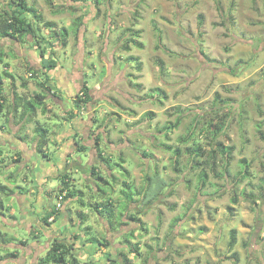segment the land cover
Here are the masks:
<instances>
[{"label":"rangeland","instance_id":"1","mask_svg":"<svg viewBox=\"0 0 264 264\" xmlns=\"http://www.w3.org/2000/svg\"><path fill=\"white\" fill-rule=\"evenodd\" d=\"M8 1L12 0H0V12L9 9ZM26 4L41 15L44 23L37 34L50 47L41 43L46 49L42 59L41 47H34L37 38L28 37L24 44L0 39L7 71L14 76L12 87L10 80L4 81V112L13 94L28 99L40 91L34 82L38 77L31 78L28 67L40 70L41 59L56 61L52 74L73 72L78 84L64 93L49 73V85L55 84L60 99L49 95L45 112L37 111L33 121L21 122L22 108L13 114L19 124L0 116V183L7 187L6 195H0L4 207L0 264L38 262L54 240L71 245L80 264H264V0H26ZM24 16L34 20L31 12ZM83 75L92 101L68 121ZM221 118L227 124L217 141L233 147L230 174H224V160L216 151L215 174L221 176L207 170V182L199 187L201 167L193 166L196 161L191 162L186 151L191 142L180 139L191 131L195 119L200 124L195 139L206 151L214 149L209 136L198 132ZM38 125L48 132L42 151H48L50 161L36 153ZM96 136L106 159L122 161L113 179L96 161ZM80 144L86 152H78ZM176 150L181 151L178 172L172 169ZM58 151H68L64 170ZM33 155L49 167L35 164L32 171ZM243 160L249 176L240 180ZM51 163L58 172L53 173ZM95 164L109 186H100L87 173ZM124 169L129 175L122 174ZM62 172L72 179L71 189L74 184L78 190L72 199L56 197L60 180L53 176ZM45 174L40 183L37 177ZM156 174L167 188L150 206H142L141 196L135 194L146 176ZM107 196L116 202L114 230L107 215L100 218L89 210L95 202L105 204ZM48 201L59 211L49 225L42 220ZM81 211L92 234L106 239L107 245L84 244L77 226ZM134 212L140 213L144 231L129 220ZM32 213L39 215L33 223ZM121 220L126 224L119 226ZM232 231L236 244L229 249Z\"/></svg>","mask_w":264,"mask_h":264},{"label":"trees","instance_id":"2","mask_svg":"<svg viewBox=\"0 0 264 264\" xmlns=\"http://www.w3.org/2000/svg\"><path fill=\"white\" fill-rule=\"evenodd\" d=\"M74 1H79V0H74ZM82 1V0H80ZM7 2V1H6ZM8 10L5 9L2 12H0V39L3 38H9L11 40L17 41L20 44H24L27 41L28 37H31L32 40L34 41L33 38H37L36 40V45L41 50V55L43 56L42 59L44 58V55L46 53V49H42L41 43L44 42V45H48L50 42L45 41L43 39V36L38 35L37 32L40 30L39 25L41 23H44L42 21L41 15H39L37 12H35L34 8L29 9L28 5L26 4V0H12L8 1ZM32 13V17L34 20L30 19L27 20V16H24L25 13ZM36 13V15H35ZM80 25V23H79ZM46 26L52 27L53 24H46ZM63 36H66V34ZM41 40V41H40ZM40 41V42H39ZM48 42V43H47ZM65 44V42H63ZM50 47V44H49ZM129 47L126 46L125 50H128ZM52 53V52H51ZM5 55L3 52L0 51V116H2L4 119L9 121L11 118H14V113H17L19 108H22V112L20 114V120L21 122L23 120H28V121H33V119L36 117L37 111H41L42 113L45 112L47 106L45 103L46 98L50 95L53 98H59L58 96V91H56L54 88H57L55 84L52 86L49 85L51 83V77L49 76V73L51 71H54L57 68L56 61L53 60L52 58H46L47 62L43 61L42 59L39 61L40 62V70H35L31 67H28V72L30 73V77L35 79L36 76L38 77L37 80H35V85L37 88L40 90L38 93L34 94L32 97L25 99L23 97H20L16 94H13L12 99L10 101V104L6 107L8 108V112L5 113V101H6V95L4 93V81L7 79L10 80L9 83L11 82V87L12 83L14 81V76L12 73L7 71V63L4 62ZM1 65H3V68H1ZM4 69V70H3ZM51 78V79H50ZM54 83L58 86L57 82L52 79ZM26 82V81H25ZM26 83H23V86H25ZM14 89V88H12ZM60 91H62L60 89ZM64 92V91H62ZM60 94V93H59ZM92 101V98L89 94V88L86 85V80L84 76V81H81L79 90L75 94L74 98H72V110L67 112V120H72L74 117H76L77 114H81L85 109H86V104ZM76 111H74L75 109ZM6 115V117H5ZM151 115V114H149ZM15 124H19V121H14ZM71 122V121H70ZM179 119L176 120V123L173 126H178L179 124ZM226 122L221 118L220 121H217L215 123L213 122H208L205 126H202L201 129L199 130L198 133L200 135H205V138L207 139L209 136V140L211 142L215 143L214 149H209L206 151V149L202 146L201 143L198 142V140L195 139V133L197 131L198 126L200 125L197 120L194 119L193 121V126L191 127V131L188 132L186 136H183L180 140L184 144H188L191 142V147H187L186 151L188 152L189 155H191V162L196 161V164L193 166H200L201 167V173L199 174L198 182H199V187L204 186V184L207 182L208 179V171L213 173V175L220 177L221 175L215 174V168H214V160H215V155L216 151L217 153L219 152V155L221 158L224 160V174L229 176L230 170H229V165L231 162V155L233 152V147H227L224 146L221 142L217 141V138L219 135L223 133V131L226 128ZM1 128V127H0ZM164 130H169L170 127H163ZM34 132L36 134V141L38 144V148L36 153H40L43 158L46 160L50 161V157L48 156L47 151H42L43 149H46L47 144H48V138L47 134L48 132L42 127V126H36L34 129ZM93 132V131H92ZM96 141V157L99 161V163L106 168L109 171V176L112 177L114 176L115 169L116 167H121L123 166L122 161L121 163H113L112 161L110 162L109 159H106L104 156L103 151H101V148L98 145V141H100V137L96 136L94 137ZM98 145V146H97ZM87 148L83 144L78 145V152H86ZM180 152L179 150L174 151L175 154V161L172 166V169L175 172H178V158L180 157ZM16 160L19 158L20 152H16ZM0 156H1V151H0ZM143 157H147V153L142 152ZM198 160V161H197ZM119 163V164H118ZM242 164V170L240 171V180L245 179L248 177V170H247V165L246 161L243 160L241 162ZM81 169V166L79 167ZM121 169V168H120ZM87 170V169H86ZM208 170V171H207ZM88 174L93 176V179L95 182H100V186H109V181L108 179L104 180L103 176L99 173L98 166H92L88 169ZM122 174H127V170H123ZM63 178V179H62ZM60 180V184L57 189V194L56 197L60 200H67V199H72L76 196L77 191L75 188V185L73 184L74 188L71 189V181L67 176V173L65 175H58L57 180ZM145 185L141 187V190H139L135 195L141 196L140 202L142 206H150L153 202H155L157 199L162 196L167 188V185L165 184V181L159 176H146L145 177ZM126 185V184H125ZM129 187V185H126ZM17 190H21V186L16 187ZM103 189V188H101ZM98 191V190H97ZM7 192V187L4 185H1L0 183V195H6ZM20 194H22L19 191ZM250 198L252 197L249 195ZM106 201L105 204L103 203H94L90 204V212L95 213L98 217H103L105 215L108 216V224L111 226V229L114 230L115 226H118L115 224L116 221V214H114V209H115V201L111 196L105 197ZM77 202L80 207L84 206V202H82L80 199ZM130 201H133V196H131ZM128 201V202H130ZM233 203L235 204V200H233ZM126 207V206H125ZM0 209H4L3 205L0 203ZM58 209L56 206L53 208L51 207V212L45 216L42 220L45 224L49 225L48 220L51 217H55L58 214ZM105 214V215H104ZM139 212H134L133 215H128V218L130 221L133 223L137 224V227L139 230H143L144 228L140 224V219ZM3 216V214L1 215ZM78 216V223L77 226L79 229L82 231V235L84 237V244L92 245V244H99L100 246H105L108 244L106 239H103L100 241L97 239L90 226H87L88 222V217L86 214H84L82 211L77 213ZM121 225H125L126 223H123L122 220L119 223ZM0 233V237H1ZM76 237V236H75ZM236 239H235V232H231L230 236V241H229V249H232L234 245L236 244ZM20 244L23 246H26V242L20 241ZM73 248L71 245L66 244L63 241L60 240H54L51 244L50 247L48 248L47 252L45 253V256L42 259H39L38 262H35L33 264H80L78 258H76L72 254ZM6 254V253H5ZM7 256L11 257H16V254L14 253H8L6 254ZM108 256L107 254H105ZM1 260V257H0ZM109 260V259H108ZM114 261H110V264H113Z\"/></svg>","mask_w":264,"mask_h":264},{"label":"crops","instance_id":"3","mask_svg":"<svg viewBox=\"0 0 264 264\" xmlns=\"http://www.w3.org/2000/svg\"><path fill=\"white\" fill-rule=\"evenodd\" d=\"M23 51L29 52L31 50L24 49ZM52 75L54 76V78H52V79H54L57 82L58 87H60L61 90L64 91V93H66L68 90L70 91L71 89L75 88V86L78 84L77 79L75 77V74H73V72H72V74H70V73H66V72H62V71H59L58 70L57 72L53 73ZM81 81L82 82L84 81V75H83V78H82ZM64 147H66V145H64ZM58 155L59 156L60 155H63V160H62V162L59 165H60V167L63 166L64 167L63 170H64V169H66L65 167H67V163H68L67 162L68 151H58ZM94 155H96V152H95ZM95 158H96L97 163H99L97 157H95ZM31 162H32V166H31L32 167L31 168L32 171L35 169V164L37 166L39 165V168H41V169H47L46 167H49V165L47 163H44L42 160H39L36 155H33V158L31 160ZM46 164H47V166H46ZM50 166L53 167V166H56V164L51 163ZM95 166H99V165L98 164H95ZM54 170L55 171L53 173H55L56 171L57 172L59 171V170H56L55 168H54ZM63 172L61 173V175H65L66 174V173L63 174ZM44 177H46V174L45 175H42V177H40V176L37 177V179L41 183ZM57 177L58 176H56V174H54L53 178L57 179ZM24 202L26 203L28 201L25 200ZM26 204H27V206H30V203L29 204L26 203ZM49 204H50V202L48 201L47 202V207H46V213H45L46 216L51 212V207L52 206H49ZM37 216H39V215H37L36 213H32L31 219L29 217L30 221L29 220L28 221L29 222H32V223H33V221H37ZM52 218H54V217H51L49 219H52Z\"/></svg>","mask_w":264,"mask_h":264},{"label":"built area","instance_id":"4","mask_svg":"<svg viewBox=\"0 0 264 264\" xmlns=\"http://www.w3.org/2000/svg\"><path fill=\"white\" fill-rule=\"evenodd\" d=\"M59 200H60V198H59Z\"/></svg>","mask_w":264,"mask_h":264}]
</instances>
